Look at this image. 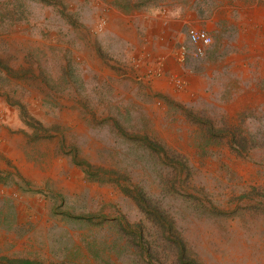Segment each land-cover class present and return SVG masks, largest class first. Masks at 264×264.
Returning <instances> with one entry per match:
<instances>
[{"label":"rangeland","instance_id":"rangeland-1","mask_svg":"<svg viewBox=\"0 0 264 264\" xmlns=\"http://www.w3.org/2000/svg\"><path fill=\"white\" fill-rule=\"evenodd\" d=\"M0 264H264V0H0Z\"/></svg>","mask_w":264,"mask_h":264},{"label":"built area","instance_id":"built-area-1","mask_svg":"<svg viewBox=\"0 0 264 264\" xmlns=\"http://www.w3.org/2000/svg\"><path fill=\"white\" fill-rule=\"evenodd\" d=\"M187 37L189 42L193 45L195 55H202L205 48L210 44V38L202 30L188 29Z\"/></svg>","mask_w":264,"mask_h":264}]
</instances>
